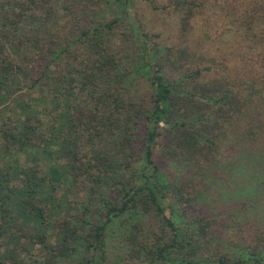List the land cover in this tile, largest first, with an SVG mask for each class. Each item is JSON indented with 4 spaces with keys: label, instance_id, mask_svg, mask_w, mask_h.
Masks as SVG:
<instances>
[{
    "label": "trees",
    "instance_id": "16d2710c",
    "mask_svg": "<svg viewBox=\"0 0 264 264\" xmlns=\"http://www.w3.org/2000/svg\"><path fill=\"white\" fill-rule=\"evenodd\" d=\"M117 1L0 0V113L13 116L0 127V264H105L110 223L131 213L127 241L142 264H264V127L223 121L235 95L222 79L202 81V68L167 78L162 53L157 60L139 30L117 43L124 16L95 17L104 2ZM189 7L185 25L195 16ZM71 52L78 64L63 70ZM24 79L49 86L65 115L62 127H43L37 103L18 101ZM142 83L148 94L138 101L132 86ZM193 107L202 112L198 119H178ZM217 127L245 135L233 137L243 165L225 176L214 173L211 155ZM106 140L121 159L100 150ZM258 143L262 149L251 147ZM28 153L71 158L74 166L52 165L48 175ZM166 160L186 164L188 178H169L160 167ZM212 168L207 182L219 190L221 229L211 221L210 201L197 195ZM242 179L249 188L235 190ZM63 185L87 193L71 198Z\"/></svg>",
    "mask_w": 264,
    "mask_h": 264
},
{
    "label": "rangeland",
    "instance_id": "374dc122",
    "mask_svg": "<svg viewBox=\"0 0 264 264\" xmlns=\"http://www.w3.org/2000/svg\"><path fill=\"white\" fill-rule=\"evenodd\" d=\"M260 1L119 0L110 5L104 2L95 17L109 20L117 12L119 16H124L115 30L117 37L115 41L121 42L123 33L125 37L128 35L131 38L132 32L135 34L136 30L145 34V37L149 39L151 50L153 49L152 51L157 54V60L160 59V52L162 53V65L167 78L178 77L188 69L202 68L204 74L202 81L218 78L222 79V82L230 84L235 95L232 98V110L223 114L222 120L233 119L236 125L232 127L240 125V127L250 131L254 130L255 127H264V10H256ZM125 3L128 5L126 6ZM189 6L194 7L195 16L189 19L188 25H185L184 18L190 8ZM126 12H129V18H125ZM126 49L129 54H133L136 46L132 41H129ZM157 51L159 52L157 53ZM75 57L73 52L66 56L61 64L63 70L71 68L68 63L78 64ZM139 65L142 66L140 63ZM137 75H140L139 71ZM43 83L41 82L35 88L31 87L28 79H24L21 82L18 101L37 103L38 114L45 122L43 127L54 125L60 128L62 127L60 122L64 120L65 115L63 116L61 108L57 107L59 100L54 98L49 86L45 82ZM132 89L139 94L138 101L147 97L148 87L145 83L140 86L134 85ZM181 111L180 115H177L178 119L190 116L194 121L202 113L196 107L191 108L190 112H186L185 109ZM10 116L12 115L8 111L0 113V127ZM218 120L222 122L221 119ZM140 127H143L142 131L140 129L142 134L145 129L144 126ZM217 128L221 137L217 140L216 147L211 154L214 160L213 167H216V171L212 168L211 170L208 169L206 173L204 172L201 180L203 185L197 186L199 200L210 201L211 208L209 211L213 212L215 217L220 216V210L214 200L219 201L220 196L216 193L219 190L207 181H211L210 178H212L214 171V173H222L221 175L225 176L235 172L237 166L243 165V163H237L239 150L242 148L239 149L237 142L233 139L237 135H242L241 131L237 128H232V130L224 127ZM46 135L52 136V133L46 131ZM246 135L249 137L248 139L254 138L252 133ZM242 136L245 137V135ZM3 143L4 139L0 136V147ZM98 147L100 150L118 155V159L123 156V152L119 155L114 149L112 141L106 140L103 144L99 143ZM251 147L263 148L259 143L251 145ZM156 152L158 153L159 149H156ZM83 153L84 151L81 154ZM28 155L31 158L30 163L33 165L35 162V165H41L44 173L48 175L52 165L56 168L61 166L66 172H70L74 166L71 158L61 160L56 155L49 157L42 153L39 155L28 153ZM25 157L24 153L19 155L23 164L26 163ZM160 167L171 179L179 180L189 174L188 166L184 163L166 160L160 162ZM247 184L243 179L239 180L235 190L249 188ZM262 188H264V184ZM65 189L71 198H74L78 192L83 196L87 193L79 190L78 185L74 187L63 185V190ZM70 212L74 214L77 213V210L71 208ZM131 216H136V214L122 215L110 223L106 233L105 264H142V261L136 260L132 256L131 245L127 241L134 221ZM215 217H210L211 221L214 222L216 229H221L222 223L218 217ZM142 220L148 225V218Z\"/></svg>",
    "mask_w": 264,
    "mask_h": 264
}]
</instances>
